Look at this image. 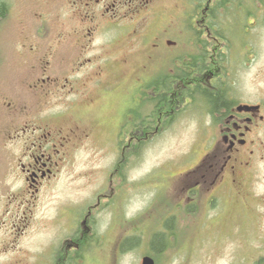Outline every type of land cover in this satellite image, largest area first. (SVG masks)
Instances as JSON below:
<instances>
[{"label":"rangeland","instance_id":"obj_1","mask_svg":"<svg viewBox=\"0 0 264 264\" xmlns=\"http://www.w3.org/2000/svg\"><path fill=\"white\" fill-rule=\"evenodd\" d=\"M10 1V13L0 22V264H142L145 254L157 264L243 263L249 251L247 236L214 232L218 229L210 228L206 218L199 229L195 218L188 221L186 216L201 213L186 198V177L178 174L196 166L204 135L214 129L197 93L192 103L165 111L159 88L155 95L144 94L141 101L139 93L119 90L109 96L105 107L91 108L101 121L99 127L91 138L76 145L68 162L52 170L49 178L39 172V190L36 183H28L27 175L16 167L19 140L12 143L10 137L14 139L16 130L33 119L68 114L71 96L48 89L52 83L39 79L46 60L43 54L56 44L40 28L42 23L33 14L35 6ZM58 1L42 0L40 11L58 9ZM258 3L251 0L252 8ZM237 11L219 18L237 24L242 21ZM257 23H262L261 34L253 39L250 66L237 63L231 70L246 89L255 77H264V18ZM69 24L66 21V30ZM67 53L62 48L56 58ZM137 62L145 66L143 74L154 78L147 77L145 86L150 81L151 85L170 82L167 74L178 70L162 58L146 62L140 52ZM54 64L57 70L63 69L62 62ZM137 106L139 117L152 114L154 123L124 126L117 138L120 122ZM158 233L167 241L161 252L151 246ZM76 241L80 246L71 248Z\"/></svg>","mask_w":264,"mask_h":264},{"label":"flooded vegetation","instance_id":"obj_2","mask_svg":"<svg viewBox=\"0 0 264 264\" xmlns=\"http://www.w3.org/2000/svg\"><path fill=\"white\" fill-rule=\"evenodd\" d=\"M2 1L6 11L0 22L11 6L10 0ZM28 3L35 6L40 28L56 44L43 54L46 60L40 65L39 79L52 83L48 89L71 96L68 114L33 119L16 130L14 139L10 137L12 143L19 140L16 167L27 173L28 183H36L39 190V172L49 178L52 170L68 162L76 145L99 127L101 121L91 108L105 107L109 96L119 90L139 93L141 101V93L155 95L159 87L165 94V111L192 103L195 98L190 93L196 98L197 93L214 129L204 135L206 142L195 168L178 174L186 177V198L202 208L196 217L210 221V228L218 229L214 232L248 237L249 251L241 264H264V77H255L246 89L231 72L237 63L247 67L252 62V42L261 30L262 23L257 21L264 18V0L254 9L251 0H59L58 9L45 13L40 11L42 0H22ZM236 10L241 22L220 20L219 15L227 17ZM62 48L68 53L56 58ZM139 52L146 62L156 58L173 62L178 70L167 74L171 81L145 86L144 79L151 74L142 73L143 64H134ZM56 60L63 69L53 67ZM204 88L222 96L225 106L213 107L205 100ZM138 109L120 122L121 135L124 126L154 123L151 114L140 118Z\"/></svg>","mask_w":264,"mask_h":264},{"label":"trees","instance_id":"obj_3","mask_svg":"<svg viewBox=\"0 0 264 264\" xmlns=\"http://www.w3.org/2000/svg\"><path fill=\"white\" fill-rule=\"evenodd\" d=\"M5 11H6V4L2 1V0H0V16H2V15H4V13H5ZM161 84H164L163 82L164 81H159ZM158 84V83H157ZM159 87H157L156 89H158ZM203 90V93L205 94V100H207L213 107H217L218 105H222V106H225V100H224V98H222V96L221 97H219L217 94H215V93H212V92H210L208 89H206V88H204V89H202ZM189 92H191V91H189ZM161 96H159V99H161V101L163 102L164 101V99H165V94H160ZM190 95L193 97V98H195L194 96H193V93H190ZM191 96H190V98H191ZM171 221H172V219H171ZM167 224V223H166ZM173 232H171V234H172ZM158 238V242H157V245H156V242H155V240ZM165 240V241H164ZM128 241V240H127ZM155 242V243H154ZM136 243H138V242H136V240H135V242H134V244H136ZM166 244H167V241H166V239H165V235L163 234V233H158L157 235H156V237L154 238V240H153V242L151 243V246H152V249L155 251V252H161V251H163V249H164V247L166 246ZM170 245H171V243H170Z\"/></svg>","mask_w":264,"mask_h":264},{"label":"water","instance_id":"obj_4","mask_svg":"<svg viewBox=\"0 0 264 264\" xmlns=\"http://www.w3.org/2000/svg\"><path fill=\"white\" fill-rule=\"evenodd\" d=\"M142 264H155V261L151 256H145L143 257Z\"/></svg>","mask_w":264,"mask_h":264}]
</instances>
